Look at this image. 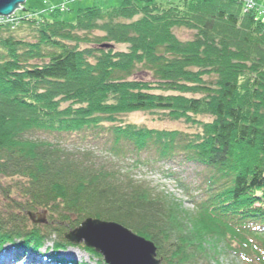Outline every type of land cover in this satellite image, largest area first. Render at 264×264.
Instances as JSON below:
<instances>
[{"label":"trees","instance_id":"16d2710c","mask_svg":"<svg viewBox=\"0 0 264 264\" xmlns=\"http://www.w3.org/2000/svg\"><path fill=\"white\" fill-rule=\"evenodd\" d=\"M24 9L0 18V178L12 179L0 253L37 252L54 234L55 250L71 245L52 228L71 213L83 215L75 227L92 217L153 241L161 264H264V17L243 0H122L79 8L72 22L58 18L67 4ZM134 112L198 130L123 121ZM161 162L204 169L194 195L162 171L192 209L131 175ZM29 211L51 219L28 226ZM227 253L239 262H220Z\"/></svg>","mask_w":264,"mask_h":264},{"label":"rangeland","instance_id":"374dc122","mask_svg":"<svg viewBox=\"0 0 264 264\" xmlns=\"http://www.w3.org/2000/svg\"><path fill=\"white\" fill-rule=\"evenodd\" d=\"M158 3H166L170 0H154ZM178 1V0H172ZM262 6H264V0H259ZM122 0H27L21 7H26L28 10H33L36 12H46L49 14L48 10L53 7L62 6L67 4V11L62 12L59 15V19L66 20L72 22L77 18V11L79 8H86L91 7L93 5L101 6L104 9L111 8L114 6H119ZM17 13V14H16ZM15 15L23 16L25 14V9L19 8L16 11ZM17 36L31 38L29 36V31L27 30H19L17 32ZM99 33V32H96ZM175 34L181 40H188L191 39L193 33L191 31L185 29H175ZM125 46H119L118 49L124 50ZM201 120L204 121H211L212 119L208 116H199ZM124 122L129 123H136L141 126H145L148 128H155V129H166V130H183L186 132H195L198 130L196 126L189 125L181 120H171L168 118H164L157 114H151L146 112H134L125 116H122ZM71 143L77 144L78 141H74L71 136L66 138ZM86 145V144H81ZM96 153H93L92 156H96ZM179 160L181 158L179 157ZM96 161V160H95ZM133 163V161H129L128 163ZM174 171L177 178H180L182 182L189 188V192H192V195L196 193V187L202 182L201 179L204 176L203 168L196 167L192 163L187 162H175V163H168V162H161L156 165L155 168L150 166H141L132 169V174L135 179H145L147 181L157 182L160 186V189L165 191L166 193L173 194L176 198L183 201L184 206L188 209H192L193 206L191 205L190 199L193 197L190 195L188 196L187 191L178 186L174 182V180L166 178L162 171ZM0 206H4L5 204V192L8 188V184L12 179L7 178H0ZM7 191V190H6ZM195 203V202H194ZM42 218L48 222L51 218L47 212H38ZM72 215V218L65 219L62 216V220L57 221L58 217H55L56 224L52 225V228H61L67 230L68 232L80 223L83 215L75 216L71 213L68 216ZM38 219V216L36 217ZM46 223H33L30 218L27 220L28 226H44ZM55 223V222H54ZM59 238L54 234L50 237H47L41 249L36 252V255H28L26 252H23L21 249L14 248L13 244H8L5 246V249L0 253V264H58L57 259L61 260L62 258L65 260L63 264H67V259L75 260L76 264H97L99 262V258L95 255L88 253L85 248L84 244H73L71 245L66 244L64 248H57L55 250V245L58 242ZM74 252L78 255V258L73 259L70 258L67 253ZM39 254V255H38ZM44 255L49 257V262L46 261L43 257ZM43 256V257H42ZM219 259L222 263H231V262H239V259L230 254L221 255ZM19 258V259H18ZM32 258V259H31ZM57 258V259H56ZM26 260H31L25 263ZM37 260V261H36ZM103 260V257H102ZM238 260V261H237ZM105 263V262H104Z\"/></svg>","mask_w":264,"mask_h":264},{"label":"water","instance_id":"95a60500","mask_svg":"<svg viewBox=\"0 0 264 264\" xmlns=\"http://www.w3.org/2000/svg\"><path fill=\"white\" fill-rule=\"evenodd\" d=\"M27 0H0V16H10ZM104 48L109 45H104ZM33 223H46L38 213L29 211ZM38 216V219L35 217ZM70 243L81 244L95 250L106 264H161L157 246L124 225L87 217L81 224L70 230L67 235Z\"/></svg>","mask_w":264,"mask_h":264},{"label":"built area","instance_id":"2783aa9c","mask_svg":"<svg viewBox=\"0 0 264 264\" xmlns=\"http://www.w3.org/2000/svg\"><path fill=\"white\" fill-rule=\"evenodd\" d=\"M245 2L246 10H255L258 15L264 17V6L258 4L256 0H243ZM4 18V17H0Z\"/></svg>","mask_w":264,"mask_h":264},{"label":"bare ground","instance_id":"6f19581e","mask_svg":"<svg viewBox=\"0 0 264 264\" xmlns=\"http://www.w3.org/2000/svg\"><path fill=\"white\" fill-rule=\"evenodd\" d=\"M67 254L69 255L70 258H73V259L78 258V255H76V253H74V252H69Z\"/></svg>","mask_w":264,"mask_h":264}]
</instances>
